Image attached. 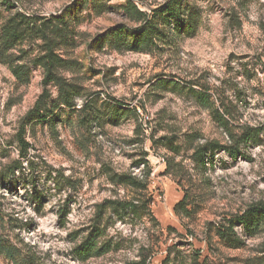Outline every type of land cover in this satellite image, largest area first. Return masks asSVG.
I'll return each mask as SVG.
<instances>
[{
	"label": "rangeland",
	"instance_id": "374dc122",
	"mask_svg": "<svg viewBox=\"0 0 264 264\" xmlns=\"http://www.w3.org/2000/svg\"><path fill=\"white\" fill-rule=\"evenodd\" d=\"M101 1L97 9L80 0H0V264H264V228L250 237L236 226L240 246L219 235L264 204V0H181L193 29L172 27L142 52L102 37L139 25L129 2L151 14L172 0ZM66 13L68 37L52 45L63 63L53 72L75 106L60 105L52 122L31 121L43 95L50 108L62 98L38 62L47 41L8 49L3 31L17 14L40 27ZM194 91L209 94L228 128ZM248 129L256 138L239 142ZM212 143L222 148L206 150L202 170L195 153ZM121 175L142 187L120 183ZM95 225L102 252L83 262L75 249Z\"/></svg>",
	"mask_w": 264,
	"mask_h": 264
},
{
	"label": "trees",
	"instance_id": "16d2710c",
	"mask_svg": "<svg viewBox=\"0 0 264 264\" xmlns=\"http://www.w3.org/2000/svg\"><path fill=\"white\" fill-rule=\"evenodd\" d=\"M7 3V2H6ZM80 6L93 5L94 8L100 9L104 8L106 4H103L101 0H80ZM76 4L78 7L79 4ZM7 6H10L7 3ZM72 9V10H71ZM70 8L67 13L74 15L77 9ZM127 14L136 21L139 25L134 28L117 26L113 29L107 31V33L102 37L103 42H105L110 47L116 50H127L133 52H142L147 50H152L157 41L166 36L167 30H171L172 27L177 33H186L193 29V13L189 14L192 18L190 21L186 20L184 17V10L181 0H172L168 4L154 9L151 14L140 11L132 3H128L126 6ZM67 13L65 16L52 18L50 21H45L40 25V27L31 26L34 21L29 19L27 16L22 14H17L14 16L8 24L5 26L3 31V45L6 48H13L19 43L34 37L41 38L47 41V55L41 59H38L40 66L46 70V81L57 80L60 84V90L62 98L54 107H48L45 95H43L36 103L34 109L30 112L31 121L36 119V122L46 121L48 118L49 122L55 119L54 112L60 105H64L67 108H73L75 106L73 97L71 96V90L68 89L54 74V69L60 66L63 61L58 58L53 52L52 45L54 41L64 42L68 37V31L70 29L71 22L67 18ZM36 21V20H35ZM52 31L51 38L47 36V31ZM15 76L23 80L27 72L23 67H15L13 69ZM198 96L199 100L207 105V108L212 110L214 119L221 124V126L228 128V121L224 116L220 115L217 109H214L212 104H210V96L204 91H194ZM45 99V100H44ZM117 112V111H116ZM112 113L113 115L116 114ZM130 114V111H125ZM226 114L232 118V113L226 111ZM53 115V117H51ZM53 118V119H51ZM256 135L254 131L248 129L244 131L243 136L240 138L239 142L248 144L250 141L254 140ZM220 149L222 148L218 143H212L208 147L200 148L195 153V161L202 170L207 169L208 158L206 150ZM228 152L233 157H237L240 154L238 147H230ZM118 181L122 184L132 185L133 187H142V182L138 181L137 178L129 175H121L118 177ZM116 203H113L112 208H114ZM121 205V204H120ZM132 210H135V206L132 203L125 204ZM182 204L178 205V208ZM103 207V206H102ZM242 226L246 234L250 237L256 236L264 228V204H256L245 211L242 215L235 216L231 221H229L228 227H224L220 230V237L231 246H240L242 242L237 239L234 234V228L236 226ZM101 236L100 228L95 225L94 231L89 234L84 241L75 249L80 260L83 262L88 261L93 257H98L101 255L102 248L97 246L96 238Z\"/></svg>",
	"mask_w": 264,
	"mask_h": 264
}]
</instances>
